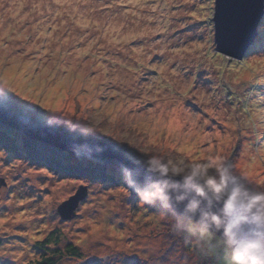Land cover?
Returning <instances> with one entry per match:
<instances>
[{
  "label": "rangeland",
  "instance_id": "rangeland-1",
  "mask_svg": "<svg viewBox=\"0 0 264 264\" xmlns=\"http://www.w3.org/2000/svg\"><path fill=\"white\" fill-rule=\"evenodd\" d=\"M215 7L0 0V104L139 159L224 156L248 186L264 189V13L238 60L219 53ZM25 137L36 155L0 144V264H35L67 245L80 258L57 264H222L214 241L176 231L171 213L142 203L109 167L121 165L103 162L109 173H97L93 159ZM81 188L62 218L60 205ZM51 233L59 243L41 256L37 242Z\"/></svg>",
  "mask_w": 264,
  "mask_h": 264
},
{
  "label": "clouds",
  "instance_id": "clouds-1",
  "mask_svg": "<svg viewBox=\"0 0 264 264\" xmlns=\"http://www.w3.org/2000/svg\"><path fill=\"white\" fill-rule=\"evenodd\" d=\"M133 163L150 174L121 167L125 184L146 205L171 213L178 232L214 241L222 264H264V189L248 186L224 156L187 162L152 154Z\"/></svg>",
  "mask_w": 264,
  "mask_h": 264
},
{
  "label": "water",
  "instance_id": "water-1",
  "mask_svg": "<svg viewBox=\"0 0 264 264\" xmlns=\"http://www.w3.org/2000/svg\"><path fill=\"white\" fill-rule=\"evenodd\" d=\"M215 6L214 40L219 47V53L241 60L256 37L258 24L264 13V0H215ZM0 124L13 128L31 139L50 143L82 158H90L101 163L110 161L112 164L117 163L122 167L132 168L137 172V179L141 183L150 176L144 167L133 163L127 154L105 142L67 137L50 126L32 124L24 118L17 117L1 104ZM84 191L81 188L80 193L60 205L58 210L62 218L66 217L65 211H72L75 208ZM69 213L71 218L73 214Z\"/></svg>",
  "mask_w": 264,
  "mask_h": 264
},
{
  "label": "trees",
  "instance_id": "trees-1",
  "mask_svg": "<svg viewBox=\"0 0 264 264\" xmlns=\"http://www.w3.org/2000/svg\"><path fill=\"white\" fill-rule=\"evenodd\" d=\"M4 107L7 110H9L10 112H12V110H10L9 107H7V106H4ZM0 140L3 141L0 144L5 146L7 149H10L12 147L13 150H16L18 153H26V152L31 153V151L33 152V149H32L33 147L28 145V142L32 144L33 141H29V139H27L22 133L15 131V130H9L6 126H3L1 124H0ZM27 145L30 148L26 149ZM125 151H127V153L129 154L131 159H136V160L139 159V158H137V156L135 154H133L132 151H128V150H125ZM33 154L36 155L34 152H33ZM92 162H93L94 166L97 167V168H94V169H96L97 173H98V171H99V173H101V171H105L108 174L109 172H108V170H106V168H109V167L118 171V172H120V169H121V167H116V166H109L108 167L106 165H109V164L101 163V162L96 161V160H94ZM112 165H114V164H112ZM90 173H95V170L91 169L89 174ZM101 176L103 177V175H101ZM110 179H113V177H110ZM59 239L60 238L57 236L54 237V233H51L49 235V237L46 238L44 241L37 242L38 245L36 247V250L41 252V254H42L41 256H44L49 249V245H50L51 241H53L55 243V245H57L59 243ZM1 244H2V238H0V246H1ZM65 254L68 256L80 258V252L78 251V248L75 246H72V245H67L66 248L64 249V252H62V251L58 252V250H54L52 256L41 257L39 259V261H37L35 264H57V262L59 261L57 258L65 255ZM82 264H99V263L88 261V262H84Z\"/></svg>",
  "mask_w": 264,
  "mask_h": 264
},
{
  "label": "snow or ice",
  "instance_id": "snow-or-ice-1",
  "mask_svg": "<svg viewBox=\"0 0 264 264\" xmlns=\"http://www.w3.org/2000/svg\"><path fill=\"white\" fill-rule=\"evenodd\" d=\"M227 40V38H225Z\"/></svg>",
  "mask_w": 264,
  "mask_h": 264
}]
</instances>
